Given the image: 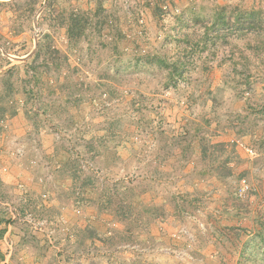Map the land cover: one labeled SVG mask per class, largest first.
<instances>
[{"label": "rangeland", "instance_id": "1", "mask_svg": "<svg viewBox=\"0 0 264 264\" xmlns=\"http://www.w3.org/2000/svg\"><path fill=\"white\" fill-rule=\"evenodd\" d=\"M9 1L0 0V78L12 68L8 99L0 80V264H260L264 0H198L189 19H175L170 0H101L75 43L58 19L97 0H50L46 16L45 0ZM246 11L255 27L225 24ZM152 12L164 22L150 34ZM183 28L211 35L183 49ZM34 38L38 73L31 56L17 59ZM50 48L62 69L46 73ZM200 141L225 143L230 176L201 159ZM241 178L249 189L238 196ZM113 184L106 208L98 196Z\"/></svg>", "mask_w": 264, "mask_h": 264}, {"label": "trees", "instance_id": "2", "mask_svg": "<svg viewBox=\"0 0 264 264\" xmlns=\"http://www.w3.org/2000/svg\"><path fill=\"white\" fill-rule=\"evenodd\" d=\"M27 1V0H24ZM3 4H7L8 6H15L18 5V1H9V2H1ZM45 7L42 11L43 16H46L47 13L50 11V0H45ZM104 11L102 7L101 0H97L95 4V8L91 10H81L77 7H71L66 13L63 15L61 14V18L58 19V26L63 27L65 29L64 36L70 43L77 42L84 34L85 29L90 23V15L88 16V13L91 14V16H97ZM99 30L103 29V25L105 23V20H97ZM233 22L225 21V24L228 26H233V28L238 30L251 29V27L256 26V22L253 17L252 11H246L242 12L238 17L234 18L232 20ZM38 48L36 52L31 55L30 58V69L33 73H38L39 66L34 65L33 62L37 61L40 58L41 54V44L37 43ZM51 65L50 66L46 60L41 64L43 66V69L41 71L48 73L52 68L53 69H62V62L59 60L60 52L55 48H50V51H48ZM44 60V59H43ZM12 68H7L1 73V83L5 86V92L4 95L8 99L11 97V84L9 82L8 76L11 72ZM8 75V76H7ZM240 132L239 134L243 135L246 132L243 130H238ZM238 134V133H237ZM199 155L202 160H206L208 158L211 159L210 163L212 166L213 171L216 173L217 177L219 178H226L232 174V168L230 166L231 159L228 156L223 155L225 151V143L222 141H215V142H208V143H202L199 142ZM72 178L75 177L74 173L70 174ZM115 185L111 187L104 188L101 192L100 196H98V200L102 197V202L104 205L106 204V208H110L112 205L111 196L109 193L111 191H115ZM121 185V184H120ZM123 188H126L124 185ZM115 207V206H114ZM121 208V207H120ZM124 214V219L127 217ZM6 220L3 217H0V239L3 238L4 234L6 233V225L4 223ZM3 224V225H2ZM257 236L259 237V242L261 244V250L264 253V221L260 223V230H258ZM108 238L106 234H103V236L99 237L102 241H105V239ZM251 252H249L250 254ZM0 257H2V254L0 253ZM255 258V257H254ZM260 264H264V258H262V262Z\"/></svg>", "mask_w": 264, "mask_h": 264}, {"label": "crops", "instance_id": "3", "mask_svg": "<svg viewBox=\"0 0 264 264\" xmlns=\"http://www.w3.org/2000/svg\"><path fill=\"white\" fill-rule=\"evenodd\" d=\"M191 0H170V7L172 6L173 8H175L176 12H179L180 14H175L174 18L175 19H180L182 18L183 16L182 15H186L187 16V19H189L191 17V13H190V9L196 4V1L198 0H195L194 2L190 3ZM199 7L197 6V12L195 16H198L197 13H199ZM214 15V14H213ZM161 17H163L164 15H160ZM160 16H156V14L154 15V12H152V17L154 19V22L150 21V22H147L145 20V25L147 26L150 34L151 32L154 31V33H156L157 31L160 30L161 26H162V23L164 22V20L162 18H160ZM182 16V17H181ZM215 16H216V13H215ZM215 16H211V19L214 20ZM184 31V32H182ZM183 33V34H182ZM180 35L181 37L184 39V42L183 39H181V44H182V47L183 49H188L190 47H200L201 48V45L207 41V37H209L208 35H211L209 33V30H205V32H201L200 35H197V31L196 30H189V29H185L183 28V30H181L180 32ZM150 43L154 44L153 41L149 40Z\"/></svg>", "mask_w": 264, "mask_h": 264}, {"label": "built area", "instance_id": "4", "mask_svg": "<svg viewBox=\"0 0 264 264\" xmlns=\"http://www.w3.org/2000/svg\"><path fill=\"white\" fill-rule=\"evenodd\" d=\"M247 151L251 152V150ZM249 189V186L247 184V182L245 181L244 178H241L240 182H239V188H238V196H243Z\"/></svg>", "mask_w": 264, "mask_h": 264}, {"label": "water", "instance_id": "5", "mask_svg": "<svg viewBox=\"0 0 264 264\" xmlns=\"http://www.w3.org/2000/svg\"><path fill=\"white\" fill-rule=\"evenodd\" d=\"M44 3H45V1H44ZM34 26L36 27V21L34 22ZM34 40H35V42H34V48L29 52V54H27V55L25 56V58H17V59H19L20 61H22V60H24V59L30 57V56L35 52L36 47H37V41H36L35 38H34ZM7 55H8V54H7Z\"/></svg>", "mask_w": 264, "mask_h": 264}]
</instances>
